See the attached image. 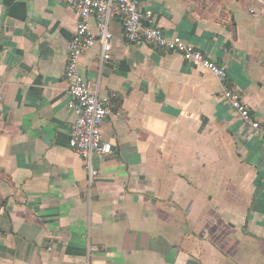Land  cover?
I'll list each match as a JSON object with an SVG mask.
<instances>
[{"label":"crops","instance_id":"0c3cea01","mask_svg":"<svg viewBox=\"0 0 264 264\" xmlns=\"http://www.w3.org/2000/svg\"><path fill=\"white\" fill-rule=\"evenodd\" d=\"M264 122V0H144ZM66 0H0V264H264V143L216 78L112 19L79 72L113 94L91 184L68 145ZM93 29L94 21L91 20Z\"/></svg>","mask_w":264,"mask_h":264},{"label":"built area","instance_id":"2783aa9c","mask_svg":"<svg viewBox=\"0 0 264 264\" xmlns=\"http://www.w3.org/2000/svg\"><path fill=\"white\" fill-rule=\"evenodd\" d=\"M77 22L68 43L64 67V81L70 96L68 108L74 114L68 145L83 160L88 184L98 171L92 164L94 156L113 153L111 145L102 138L101 124L107 114L113 94L100 91L99 82L87 83L79 72L82 54L94 44L100 45L99 68L111 59L112 19L121 22L128 42L143 41L167 52H176L186 62L210 72L221 86L220 95L235 112L244 128L252 130L264 143V122L258 120L245 103L241 93L230 85L225 65L217 63L204 51L179 36L169 37L154 22L153 10L144 0H66ZM91 20L94 21L93 29ZM75 264H89L88 261Z\"/></svg>","mask_w":264,"mask_h":264}]
</instances>
